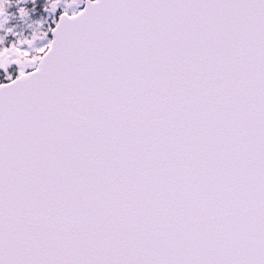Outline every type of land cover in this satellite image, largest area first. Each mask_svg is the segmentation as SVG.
<instances>
[{
	"label": "snow or ice",
	"instance_id": "1",
	"mask_svg": "<svg viewBox=\"0 0 264 264\" xmlns=\"http://www.w3.org/2000/svg\"><path fill=\"white\" fill-rule=\"evenodd\" d=\"M0 264H264V0H0Z\"/></svg>",
	"mask_w": 264,
	"mask_h": 264
},
{
	"label": "rangeland",
	"instance_id": "2",
	"mask_svg": "<svg viewBox=\"0 0 264 264\" xmlns=\"http://www.w3.org/2000/svg\"><path fill=\"white\" fill-rule=\"evenodd\" d=\"M14 11V9H12Z\"/></svg>",
	"mask_w": 264,
	"mask_h": 264
}]
</instances>
